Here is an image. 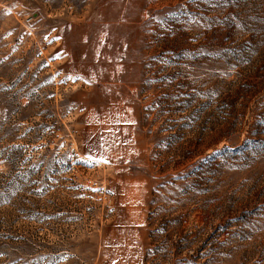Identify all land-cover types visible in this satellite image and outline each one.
<instances>
[{"label": "rangeland", "instance_id": "rangeland-1", "mask_svg": "<svg viewBox=\"0 0 264 264\" xmlns=\"http://www.w3.org/2000/svg\"><path fill=\"white\" fill-rule=\"evenodd\" d=\"M0 264H264V0H0Z\"/></svg>", "mask_w": 264, "mask_h": 264}, {"label": "snow or ice", "instance_id": "snow-or-ice-1", "mask_svg": "<svg viewBox=\"0 0 264 264\" xmlns=\"http://www.w3.org/2000/svg\"><path fill=\"white\" fill-rule=\"evenodd\" d=\"M70 79H71V77H70Z\"/></svg>", "mask_w": 264, "mask_h": 264}]
</instances>
